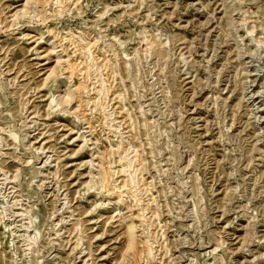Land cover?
<instances>
[{
  "label": "rangeland",
  "instance_id": "1",
  "mask_svg": "<svg viewBox=\"0 0 264 264\" xmlns=\"http://www.w3.org/2000/svg\"><path fill=\"white\" fill-rule=\"evenodd\" d=\"M0 264H264V0H0Z\"/></svg>",
  "mask_w": 264,
  "mask_h": 264
},
{
  "label": "bare ground",
  "instance_id": "2",
  "mask_svg": "<svg viewBox=\"0 0 264 264\" xmlns=\"http://www.w3.org/2000/svg\"><path fill=\"white\" fill-rule=\"evenodd\" d=\"M1 129V128H0Z\"/></svg>",
  "mask_w": 264,
  "mask_h": 264
}]
</instances>
